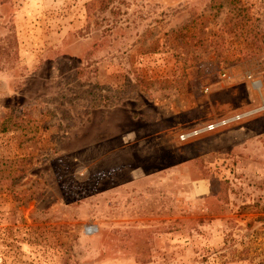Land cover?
Masks as SVG:
<instances>
[{
  "label": "rangeland",
  "instance_id": "obj_1",
  "mask_svg": "<svg viewBox=\"0 0 264 264\" xmlns=\"http://www.w3.org/2000/svg\"><path fill=\"white\" fill-rule=\"evenodd\" d=\"M6 113L0 264H264V0H0Z\"/></svg>",
  "mask_w": 264,
  "mask_h": 264
},
{
  "label": "trees",
  "instance_id": "obj_2",
  "mask_svg": "<svg viewBox=\"0 0 264 264\" xmlns=\"http://www.w3.org/2000/svg\"><path fill=\"white\" fill-rule=\"evenodd\" d=\"M26 123L27 120H25L24 118L16 116L12 113H6L0 120V133L19 131L23 136L26 137V139H33V137H35L36 130L33 131L34 134H31V130H29L25 125ZM11 163L12 162L6 161L5 159L0 157V166H5L9 168L7 170V173L11 169ZM257 220H260V218H257ZM246 226H250V223H248ZM262 261L264 262V257Z\"/></svg>",
  "mask_w": 264,
  "mask_h": 264
},
{
  "label": "built area",
  "instance_id": "obj_3",
  "mask_svg": "<svg viewBox=\"0 0 264 264\" xmlns=\"http://www.w3.org/2000/svg\"><path fill=\"white\" fill-rule=\"evenodd\" d=\"M222 77H224V75L222 74ZM234 117H229V119H226V120H220V121H216V122H213V123H210L202 128H198V129H192L190 131H188L187 133H183L180 138H183L185 137L186 135H197V134H200L201 132L205 131V130H212L213 128H216L217 126H220V125H224L226 123H228L230 120H232ZM235 118H237V116H235Z\"/></svg>",
  "mask_w": 264,
  "mask_h": 264
}]
</instances>
